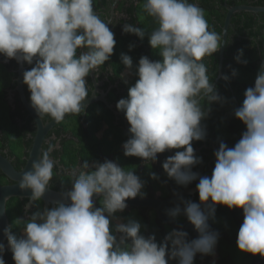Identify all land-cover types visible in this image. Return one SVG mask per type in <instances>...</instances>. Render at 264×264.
Instances as JSON below:
<instances>
[{"label":"clouds","instance_id":"clouds-1","mask_svg":"<svg viewBox=\"0 0 264 264\" xmlns=\"http://www.w3.org/2000/svg\"><path fill=\"white\" fill-rule=\"evenodd\" d=\"M143 11L156 24L148 38L162 60L141 56L134 67L129 55L120 56L127 73L137 77L127 98L116 104L130 125V138L122 147L126 157L153 163L158 154L177 150L162 168L181 186L199 177L200 203L181 199L166 215L185 216L198 237L189 241L187 232L173 229L157 242L155 235L142 234L139 221L122 222L115 214L127 208L128 199L144 197L145 181L113 161L83 160L68 173L71 189L61 193V201L27 219L17 217L15 224L22 225L19 237L12 226L4 229L14 264H169L172 260L194 264L197 253L214 252L219 233L210 230L208 219L217 205L242 209L237 248L264 258V60L254 86L244 92L242 106L234 109L246 130L233 147L220 142L211 176H199L192 171L202 163L193 141L206 138L201 122L211 105L226 102L203 58L212 57L226 42L209 29L204 9L190 0H144ZM109 24L94 11L93 0H0V55L34 65L23 72V84L40 121L48 116L59 123L68 114L84 112L83 102L89 96L86 77L114 54L116 40ZM122 31L145 36L131 23H124ZM134 47L130 44L129 50ZM242 57L240 49L234 59L246 65ZM236 75L233 69L231 77ZM231 77L225 74L221 79L229 82ZM54 147L49 143L18 181L20 190L31 193L26 211L50 187L56 167L51 158ZM150 175L159 179L155 172ZM94 196L100 198V207L94 206ZM4 252L0 243V264H5Z\"/></svg>","mask_w":264,"mask_h":264},{"label":"flooded vegetation","instance_id":"flooded-vegetation-1","mask_svg":"<svg viewBox=\"0 0 264 264\" xmlns=\"http://www.w3.org/2000/svg\"><path fill=\"white\" fill-rule=\"evenodd\" d=\"M93 8L94 11L105 22L110 21L108 25L114 36L126 37L123 33L122 27L124 23H128V17L123 11V7L128 0H95ZM4 60V64L11 68L12 71L17 72L16 60L6 59L4 56L0 57ZM14 63V64H13ZM111 64V63H110ZM24 71L29 70L34 65L23 63ZM17 77H13V88L6 91L8 104L10 105V117L7 122H15L18 126V133H16V144L13 146L5 139V135L0 137V155L8 159L14 168L21 172L23 171L31 157L35 145L37 134V125L25 109L20 94L17 90ZM135 78L126 72L121 76L115 75L112 68L106 66L101 67L97 71H93L86 77L89 88V96L86 101L92 98L96 100L84 106L85 110L81 114H68L64 120L54 126L45 136L41 145L42 151L47 150L49 143L53 144L54 151L51 153V158L56 161L54 168V176L50 181L48 190L61 194L64 191L71 189V184L68 183L70 170L77 166L83 160L104 162L106 159L117 163L125 170H132L138 175L141 180L145 181V186L142 192L144 197L137 196L134 199H151L167 201L175 199L171 205L174 208L181 199L190 200L192 202L200 203L196 185L197 180L191 182L187 186L177 185L176 182L170 179L162 168L163 161L175 154L176 149L167 150L164 153L158 154L157 161L145 162L137 157H126L124 155L123 143L130 138L128 124L124 114L117 110L116 104L121 98H127L129 87L135 83ZM24 86V84H23ZM24 93L27 100L30 101V92L25 90ZM10 102H12L10 104ZM239 108L238 104L232 103V106ZM234 109H220L219 123L213 125L201 122L206 127V138L202 141H193V148L195 154L202 158V163L192 168L193 172L199 173V176H211L215 164L214 152L218 150L219 143L224 142L229 147H233L241 138L240 132L231 130L230 125L223 123L224 119H235ZM44 123H50L53 120L45 116ZM101 124L99 129L97 124ZM4 137V139H3ZM182 150V149H181ZM41 151V152H42ZM155 172L159 179H152L150 173ZM14 182L7 179V177L0 171V186L13 185ZM183 195V192H191ZM22 204V212L17 217L27 219L28 216L38 209H45V202L43 200L37 202L36 206L30 207L27 211L25 206L28 205L29 199H13L8 203L10 206L17 207V202ZM95 207H100V198L93 197ZM52 203L48 208H52ZM183 208L184 205L180 204ZM202 209L204 205H201ZM205 211H207L205 209ZM117 217L122 222H127L129 219H134L142 224L141 232L143 235H155L157 242L163 238L173 229L164 225L157 219L156 213L144 208H137L132 205H127V208L122 213H116ZM177 224H191L187 218L180 215L174 219ZM113 224L116 221L112 222ZM243 223L242 209L229 210L226 206L217 205L214 216L209 215L208 224L210 230L219 233V239L215 245L214 252L211 255H202L197 253L194 258V264H264V258L259 254L252 255L250 253H243L238 250L236 245L237 233L240 225ZM18 237L21 235V230L18 232ZM188 240L198 237L196 231L188 230ZM5 264H14L12 253L6 248L4 254ZM169 264H177L176 261H169Z\"/></svg>","mask_w":264,"mask_h":264},{"label":"trees","instance_id":"trees-1","mask_svg":"<svg viewBox=\"0 0 264 264\" xmlns=\"http://www.w3.org/2000/svg\"><path fill=\"white\" fill-rule=\"evenodd\" d=\"M96 4V1L93 0ZM190 2L197 3L204 9L205 18L208 21L209 29L214 30L221 36L223 34V26L227 15V8L225 7L226 0H190ZM144 0H128L123 7V11L128 17V23L142 28L145 31L143 39L127 34L126 37L115 35L116 45L114 54L110 60L105 62L101 67L109 66L118 77L127 71L120 63L121 54L129 55L133 60L134 67L138 64L141 56H147L152 61H160L162 57L159 55L158 50L152 49L149 44L148 33L156 27L154 20L147 16L143 11ZM228 7H236L241 5L264 7V0H228ZM134 44L135 47L129 50V45ZM243 49L242 59L247 60L246 65L239 64L235 61L234 57L237 55L238 50ZM3 55H0V57ZM264 60V13L254 14L248 12L237 13L232 18V25L229 29L228 40L225 48L223 75L231 77L232 70L237 71L235 77H231L229 82L220 79L216 84V89L222 97L226 99L223 104L213 103L211 105V112L208 117L203 120V123L217 124L219 122L220 109L235 108L234 104L242 106L244 100V92L247 88L253 87L256 75L259 71L261 61ZM220 62V50L214 53L213 56H206L203 58V63L207 66L208 74L212 78L214 84L218 78ZM111 63V64H110ZM14 64V63H13ZM18 65L16 62V69ZM13 77H17V72H14L4 64V60L0 59V137L4 134L5 139L9 144L15 145L17 138L16 133L19 131L18 126L14 122H7L10 117V105L6 91L13 88ZM135 79L137 77L133 75ZM25 90H28L24 84ZM4 114V117L2 116ZM221 118V117H220ZM219 119V120H218ZM225 125H230L231 130L240 132L241 134L246 130V126L237 118L224 119ZM101 124H97L96 128L99 129ZM3 137V139H4ZM1 171V170H0ZM17 199V198H16ZM13 200V199H12ZM15 200V199H14ZM8 218L10 220L12 231L18 236L16 231L15 219L22 212L21 202H17V207L10 206L7 209Z\"/></svg>","mask_w":264,"mask_h":264},{"label":"water","instance_id":"water-1","mask_svg":"<svg viewBox=\"0 0 264 264\" xmlns=\"http://www.w3.org/2000/svg\"><path fill=\"white\" fill-rule=\"evenodd\" d=\"M225 3V7L227 8V15L225 19V24L223 26V34L222 37L224 38L225 44L222 45L220 49V62H219V70H218V78L216 82L213 84L216 87L217 82L221 79L223 76V63H224V54H225V48L228 40L229 35V29L232 25V18L235 14L241 13V12H248V13H264V7H255V6H247V5H241L236 7H228V4ZM23 72H24V66L23 63H19V69H18V77L16 80L17 83V90L20 94L22 103L29 113V115L32 117L34 122L37 125V134L35 139V145L33 148V151L31 153V157L29 159V162L26 166V168L19 172L17 171L14 166L6 159L5 157L0 155V170L1 172L9 179L10 181L14 182L13 185H5L0 186V243H3L5 245V252L7 248V239L4 236V229L11 226L10 220L8 218V212H7V206L8 203L12 199H29L31 193L30 190H20L18 187V181L20 180L21 176L24 172L31 170V165L33 161H38L40 158V154L42 151L41 145L44 141V138L46 134L58 123L54 120L50 123H44L43 119L40 121V118L36 114L35 110L31 107V101L27 100L25 93H24V86H23ZM96 99L92 98L90 101L86 102L84 106H88L89 104L93 103ZM12 102H10L11 104ZM67 116V115H66ZM65 116V117H66ZM60 123V122H59ZM191 192H183V195L190 194ZM42 200L45 202V209L48 208L49 204L52 203L53 207L55 206L54 202H59L62 200L61 194L55 193L53 191H50L46 189V193L44 197H42ZM175 202V199L167 200V201H161V200H151V199H128L126 201L127 205H132L137 208H144L148 209L150 211H154L156 213L157 219L161 221L164 225L177 230H183V231H196L194 229V226L191 224H177L173 218H170L166 215V210L172 209L171 205ZM183 209V208H182ZM197 232V231H196ZM199 235V234H198ZM4 252V254H5ZM3 254V257H4Z\"/></svg>","mask_w":264,"mask_h":264},{"label":"rangeland","instance_id":"rangeland-1","mask_svg":"<svg viewBox=\"0 0 264 264\" xmlns=\"http://www.w3.org/2000/svg\"><path fill=\"white\" fill-rule=\"evenodd\" d=\"M2 116L4 117V114H2ZM16 227H17V230L19 232L21 230V228H22V225H20V226L16 225Z\"/></svg>","mask_w":264,"mask_h":264}]
</instances>
